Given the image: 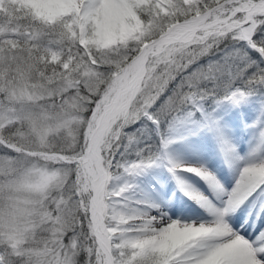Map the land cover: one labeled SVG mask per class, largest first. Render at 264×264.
<instances>
[{
  "label": "snow or ice",
  "instance_id": "snow-or-ice-1",
  "mask_svg": "<svg viewBox=\"0 0 264 264\" xmlns=\"http://www.w3.org/2000/svg\"><path fill=\"white\" fill-rule=\"evenodd\" d=\"M0 264H264V0H0Z\"/></svg>",
  "mask_w": 264,
  "mask_h": 264
},
{
  "label": "bare ground",
  "instance_id": "bare-ground-1",
  "mask_svg": "<svg viewBox=\"0 0 264 264\" xmlns=\"http://www.w3.org/2000/svg\"><path fill=\"white\" fill-rule=\"evenodd\" d=\"M246 107H248V106H246ZM241 112H242V110L240 108H231L230 107L229 110L226 112L224 119L228 120L229 123L231 124V120L228 117L232 116L233 113L241 114ZM241 126L243 127V121L241 122ZM242 131H243V128L241 129V127H240V131L237 133V135L240 136V141H243V135H241ZM247 148H248V137L244 140V142L241 145V149L243 151H246ZM155 171L157 173H159V175H157L155 177V181L158 185H161L165 188L171 186L173 189H175V181L170 178V174L167 172V170L165 168H158ZM225 171L226 172L228 171L227 168L225 169ZM245 214H247V211ZM250 223H251V221H250ZM261 226L262 225H260L259 222H256L253 224L254 228H259ZM249 231H250V229H249Z\"/></svg>",
  "mask_w": 264,
  "mask_h": 264
},
{
  "label": "rangeland",
  "instance_id": "rangeland-1",
  "mask_svg": "<svg viewBox=\"0 0 264 264\" xmlns=\"http://www.w3.org/2000/svg\"><path fill=\"white\" fill-rule=\"evenodd\" d=\"M230 120H231V116H229L228 117ZM243 127L241 126V129H242ZM243 132V131H242ZM248 136H247V134H244L243 135V141H240V147H241V145H242V143L244 142V140L247 138ZM246 211H247V209H245V213H246ZM260 223V222H259ZM260 225H261V223H260ZM250 231H252V229H250Z\"/></svg>",
  "mask_w": 264,
  "mask_h": 264
}]
</instances>
